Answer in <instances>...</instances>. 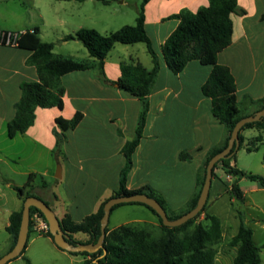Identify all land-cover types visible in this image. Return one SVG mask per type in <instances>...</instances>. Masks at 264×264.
<instances>
[{"label": "crops", "instance_id": "1", "mask_svg": "<svg viewBox=\"0 0 264 264\" xmlns=\"http://www.w3.org/2000/svg\"><path fill=\"white\" fill-rule=\"evenodd\" d=\"M54 1V18L61 22L60 14L64 8L60 2L64 0ZM152 1L149 0L144 7L145 29L153 46V37L147 29L148 25H152V36L156 44L153 47L158 53L164 40L179 22L178 19L168 18L170 14L182 8L196 11L208 4V0H156L151 7ZM168 3H177L175 9L168 11ZM237 8L243 9L245 14L231 13V43L217 54L216 61L229 67L236 84V99L240 103L245 96L248 101L264 97V60L259 62L263 70L258 89H252L253 78L246 73L248 67H251V40L258 32L257 28L252 30L253 25H260L264 32V0H237ZM30 9L36 11L35 17L28 14L23 22L12 23L5 30L25 31L37 27L39 34L40 26L45 22L44 15L39 8H35L33 0ZM65 41L62 38L61 43ZM142 51L147 53L146 46L144 50L133 51L128 63L138 61L150 68L151 58H142ZM243 52L247 57L244 62L240 59ZM29 54L27 49L0 44V122L5 126L14 115V104L20 97V83L38 78L35 67L26 63ZM108 54L104 58V73L108 79L116 80L120 75V64L127 62L122 58L117 62L109 60ZM211 67L198 60H190L181 72L174 74L161 58V66L148 96L149 109L143 135L133 154V165L127 175L126 187L134 189L148 185L162 196L170 210H178L188 202L196 190L197 171L205 161L208 150L220 145L226 136L223 124L211 113L210 98L201 90ZM60 79L64 87L62 109L37 107L33 124L25 132L16 133L11 138L19 139L23 150L13 149L8 159L16 163L27 158L34 164L43 158L44 167L37 171L42 176L41 180H35L33 173L36 169L33 165L18 171L20 175L32 174L25 190H30L35 197L48 202L58 218L67 213L72 220L79 221L85 215L95 212L100 202L118 188L119 172L124 163L120 147L134 136L140 102L133 95L118 89L116 84H103L93 76L91 69L70 71ZM76 112L81 113V118L74 128L64 132L62 153L57 159L53 147L55 132L59 128L54 120L57 116L69 119ZM251 112L249 106L244 113L249 115ZM182 150L190 151V160L179 158ZM55 162L60 163V182H54L57 179ZM234 179L231 175L226 176L227 188ZM11 182L7 181L6 184L11 186ZM225 192L229 202L234 201L226 188ZM216 197L214 195L211 202ZM22 204V198L18 196L16 207L5 208L7 219ZM124 205L128 208L122 213L132 214L127 215L129 217L124 221L126 224L157 221V216L144 205ZM8 223L9 220L4 225L5 230ZM228 227L234 233V227L230 224ZM30 230V233L35 232L37 236L30 238L29 233L27 242L40 238L44 248L56 249L69 257L74 255L58 248L49 236L37 232L32 225ZM10 236L7 244L0 249V256L13 246V237ZM83 260L82 256V263Z\"/></svg>", "mask_w": 264, "mask_h": 264}, {"label": "trees", "instance_id": "2", "mask_svg": "<svg viewBox=\"0 0 264 264\" xmlns=\"http://www.w3.org/2000/svg\"><path fill=\"white\" fill-rule=\"evenodd\" d=\"M102 1L106 2V0ZM148 1L140 0L133 24L122 25L106 35L87 27H81L73 33L66 34L63 40L76 39L82 43L88 53L86 59L56 55L52 51L53 43L42 41L39 38L37 27L23 31L15 40L14 46L30 51L26 63L35 67L38 78L35 81H22L19 85L20 97L14 104L13 117L6 124V134L9 138H12L16 133L25 132L33 124L37 107L62 109L64 87L60 77L70 71L91 69L93 76L103 84H116L118 89L133 95L140 102L134 136L130 140H126L120 147L124 163L119 172L118 188L100 202L95 212L85 215L81 220L74 221L67 213L58 218L61 229L68 234V240L73 244L96 242L101 233L100 219L103 215L104 203L112 196L145 193L161 204L169 219H175L192 209L196 205L204 181L208 160L227 145L235 123L241 117L246 116L239 108L236 99V84L229 67L216 61L217 54L231 43L233 32L231 13L245 14L243 9L237 8V0H208L207 5L199 7L196 11L182 8L178 12L170 14L168 18L178 19L179 22L162 43L160 53L152 46L145 29L144 7ZM139 42L146 46V51L151 58V67L147 68L138 61L122 62L119 77L116 80L108 79L104 73L103 63L112 47L116 43L134 44ZM160 57L174 74L181 72L190 60H198L202 64L212 66L201 90L205 96L210 98L211 113L223 124L226 133L220 145L213 146L208 150L205 161L197 171L196 190L188 202L178 210H170L162 196L148 185H141L134 189L126 187L127 175L133 165V154L143 135L149 109L148 96L161 66ZM255 101L260 103L251 114L264 106V97ZM80 118L81 113L79 112L69 119L61 116L55 118V124L59 128V131L55 132L56 141L53 147L55 158L58 159L62 153L64 132L74 128ZM263 119L245 123L238 133V148L234 149L233 147L228 156L218 160L212 169V178L218 177L215 173V169L218 168L225 176L235 177L229 188L226 187V189L231 198L239 203L244 201V192L238 183L241 177L256 181L264 188V176L247 173L234 163L235 152L243 142L241 131L245 128L264 129ZM255 140H261V135L256 136ZM245 149L251 151L254 147L247 145ZM191 157L188 150H182L179 153L181 160H190ZM31 177L32 174H28L27 181L23 186H13L17 195L22 198V203L27 196H34L30 190H25L29 186ZM209 197L210 189L207 200L198 214L183 224L173 227L163 225L160 216L144 203L116 204L111 208V211L124 204H141L147 207L157 216L158 234H152V231L143 224H122L112 229L106 226L103 248L92 253L86 251L67 252L83 256V264H214L217 246L222 241V228L220 218L205 211ZM44 202L49 205L48 202ZM34 213L44 218L39 209L31 206L29 217ZM236 213L239 220L238 229L229 240V244L236 245L237 249L231 264H263L260 247L253 241L252 229L247 225L240 207H236ZM200 214H203L201 219H199ZM21 216L22 205L18 210L12 211L8 218L9 223L6 230L13 237V245L18 234ZM30 227L31 220L29 218L28 235L31 231ZM76 233L86 234V239L75 238L74 234ZM45 235L53 241L49 230ZM25 247L19 256L25 252ZM23 257L26 263L30 264L29 260L25 256Z\"/></svg>", "mask_w": 264, "mask_h": 264}, {"label": "rangeland", "instance_id": "3", "mask_svg": "<svg viewBox=\"0 0 264 264\" xmlns=\"http://www.w3.org/2000/svg\"><path fill=\"white\" fill-rule=\"evenodd\" d=\"M32 0H0V25L5 29L11 27L12 23L23 22L28 14L35 17L36 11L30 9ZM150 3L152 7L154 2ZM161 1V0H160ZM163 2H167L162 0ZM35 8H39L44 15V25L40 26V33L38 34L42 41L53 43V52L60 55H70L83 59L87 57V51L82 43L76 39H71L62 42V38L66 33H73L81 27L93 28L101 34H108L125 24H133L137 15V8L140 0H64L60 4L61 10L60 21L55 20L53 14V6L56 4L54 0H33ZM177 3H168V11L175 9ZM59 6V5H58ZM30 10V11H29ZM72 12V14H71ZM253 21V19L251 18ZM167 24V23H165ZM252 24V23H251ZM2 26L0 29L2 30ZM252 28V26H251ZM257 28V29H256ZM148 32L153 37L154 45L155 39L152 36V25H148ZM258 30L257 34L253 35L251 40V67H248L246 73L251 74L253 78L252 89H258L260 82L261 67L259 62L264 60V32L260 29V25H253L252 30ZM260 32V33H259ZM153 43V42H152ZM153 45V46H154ZM145 45L141 42L134 45H124L116 43L114 48L109 51L108 59L117 62L123 59L128 63L129 55H133L135 50H144ZM158 49V48H156ZM142 58H149V55L142 51ZM245 52L241 53V61L244 62L247 57ZM241 100L238 104L242 112H245L249 106L251 111H254L259 106V101L256 99L250 101ZM264 122V119H263ZM243 142L239 149L236 150L234 156L235 165L252 174L264 176V129L245 128L241 131ZM261 135V140H255V137ZM252 146L254 149L247 151L246 146ZM22 149L19 139H11L6 134V126L0 122V249L7 244L10 234L5 230L4 225L7 222V213L5 208L16 207L18 203V195L12 185L19 187L23 186L27 181V175H20L18 171H24L33 165L35 180H41L40 172L44 167V159L41 158L32 164L27 158H23L16 163H12L8 159V154L13 149ZM4 159H6L4 161ZM62 159V158H61ZM59 162H55V171ZM218 177L211 181L210 197L208 199L205 211L217 215L220 221H223L222 241L217 246V253L214 264H231L233 257L236 254V245L229 244V240L237 230L239 220L237 218L236 207H240L245 216L247 225L252 229L253 241L260 247V256L264 264V188L256 181L249 180L246 177H241L238 180L244 192V201L239 203L237 201L229 202L225 192L226 176L221 169H215ZM56 180V181H55ZM54 182H60V178L55 179ZM7 181H12V185L8 186ZM62 181V180H61ZM61 184V183H60ZM214 195H217L213 202ZM213 203V204H212ZM125 205L119 206L112 210L109 215L107 227L109 229L115 228L119 225L126 224L128 213H122L126 210ZM13 209V208H12ZM118 217H115L117 216ZM203 217L200 214L199 219ZM128 224H143L152 234L156 235L159 232V222H143V223H128ZM234 227V233L228 225ZM233 233V234H232ZM37 233L31 232L30 238L36 237ZM76 238L85 240L86 234L76 233ZM23 256L27 257L30 264H83L81 255H72L71 257L63 255L56 251V249H48L41 245V239L28 240ZM6 264H27L24 257L17 256Z\"/></svg>", "mask_w": 264, "mask_h": 264}, {"label": "water", "instance_id": "4", "mask_svg": "<svg viewBox=\"0 0 264 264\" xmlns=\"http://www.w3.org/2000/svg\"><path fill=\"white\" fill-rule=\"evenodd\" d=\"M264 118V106L260 109H257L254 113L241 117L234 125L230 136L228 138L227 145L219 152L215 153L207 162L206 170H205V177L204 181L199 193V196L196 201V205L186 211L185 213L181 214L179 217L175 219H169L164 208L161 204L153 197L148 196L145 193H132L128 195H119V196H112L108 198L103 206V215L100 219V235L96 242H76L71 243L69 242V236L67 233H64L60 227L59 219L56 216L55 212L40 198L35 196H27L22 204V216L20 221V226L18 230V234L16 237V241L14 245L9 249L5 254L0 256V264H6L13 258H16L20 255L21 251L24 249L27 237H28V229H29V208L31 206L36 207L39 209L47 224L48 230L53 237L54 243L69 252H82L86 251L89 253L95 252L100 248H103V242L105 238V227L107 226L109 215L111 212V208L119 203H126V202H140L148 205L151 207L161 218L162 224L165 226L173 227L178 226L186 222L187 220L195 217L198 212L203 208L210 189L211 179H212V169L214 164L228 156L230 150L234 147V149L238 148L239 146V137L238 133L240 128L247 122L259 121ZM55 177H61V167L57 165L55 171Z\"/></svg>", "mask_w": 264, "mask_h": 264}, {"label": "built area", "instance_id": "5", "mask_svg": "<svg viewBox=\"0 0 264 264\" xmlns=\"http://www.w3.org/2000/svg\"><path fill=\"white\" fill-rule=\"evenodd\" d=\"M23 31H10V30H1L0 29V44L2 45H14L16 38ZM229 176V175H228ZM31 225L39 233H46L48 230V224L44 218L39 216L37 213L32 214L30 217Z\"/></svg>", "mask_w": 264, "mask_h": 264}]
</instances>
